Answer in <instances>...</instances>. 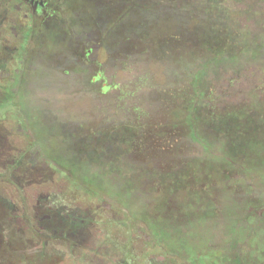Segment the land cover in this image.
Returning <instances> with one entry per match:
<instances>
[{
  "label": "rangeland",
  "instance_id": "374dc122",
  "mask_svg": "<svg viewBox=\"0 0 264 264\" xmlns=\"http://www.w3.org/2000/svg\"><path fill=\"white\" fill-rule=\"evenodd\" d=\"M50 1L22 47L6 32L0 264H104L81 256L96 246L118 264L123 243L153 264L160 248L168 264H264V0ZM169 131L178 163L146 164L139 148ZM20 173L55 182L21 188ZM86 204L111 209L63 218Z\"/></svg>",
  "mask_w": 264,
  "mask_h": 264
},
{
  "label": "flooded vegetation",
  "instance_id": "af4514ba",
  "mask_svg": "<svg viewBox=\"0 0 264 264\" xmlns=\"http://www.w3.org/2000/svg\"><path fill=\"white\" fill-rule=\"evenodd\" d=\"M10 1H15V2L11 4ZM51 4H53V3H51L50 0H0V43H1L2 48H3V50L1 51L2 53L0 52V75H2L3 72H6L7 63H6V56H5L4 52L6 50H8V48H10V46L6 44V42H8V37H7L8 35L6 34V32H8L9 35H11L13 38L16 37V39L13 40L14 43L16 44V45H14V48H17L18 44L22 47L24 44V40L27 39L26 36L30 37L29 32H31L32 28H30L29 26L30 25L33 26V24L35 26V22H36L35 18H38L37 20H39V21L40 20L45 21V19L47 18L46 17L47 15L45 17H43V14L46 12V10L51 8ZM8 9H11V11L14 10V13L16 14V18H20L21 16L28 18V20H29L28 23L26 24V23L16 22V18L14 20V17L8 18L7 17L8 16ZM23 10H24V12H23ZM20 14H21V16H20ZM35 15H36V17H35ZM19 26H22L23 31H24V33L20 37H18V34H17V28H19ZM44 26H47V23H45ZM82 41H86V40H82ZM89 51L90 50H88V52ZM11 58H13V56H11ZM19 59H20V56L15 57L14 62L17 64L18 61L20 62ZM18 69H19L18 67H15L14 73L17 74ZM97 75H100V73L98 72ZM95 79L96 78L93 77V80H95ZM3 81L0 82V88L4 87ZM106 84H107L106 82H95V86H99V85L105 86ZM100 118L101 117L96 118L94 120H91L90 123H88V124L92 125L93 123L101 122ZM85 126H88V125L86 124ZM132 127H133V125H132ZM162 132L165 135L166 130H164ZM162 132H159V133L161 134ZM172 132L173 131H169V133L171 135L170 136L171 139L169 141L167 138L163 137V135H160L162 137L161 140H157V139L150 136L149 140L147 141V143H148L147 146H145V142L143 141L145 149L139 148L140 151L138 150V152L139 153L144 152L142 154V156H144V154H145L146 158L144 156V159H145L146 164H149L150 163L149 160L151 158L155 157V155L157 158V162H154V164L158 165L155 167L157 169H169V167L175 166V163L176 164L178 163L176 157L173 159L170 158L171 162H166L168 160L166 154L169 152H172L171 149H174V148L178 149V145L182 144V142H183L182 138L179 136V134L177 132H174V134ZM94 135L95 136L93 138V140H94L93 143L100 142L102 135H99V133L94 134ZM134 138L135 137H132V140H134ZM171 157H172V155H171ZM24 162H26L27 163L26 165H28V166H26L27 169H34L37 167V162L33 161L32 157L26 159L24 154L21 151H18L17 164H18L19 170H21V168L19 166L23 165ZM171 163H173V164L171 165ZM40 164L41 165H39V166L42 167L44 170L48 169V167H47L48 165L45 161H43ZM150 164H153V162H151ZM146 168H148V167H146ZM37 180H39L38 177H34V176L26 177V176H23L22 173H20V176L16 177L14 181L22 188V186L24 184H28L31 186V185H35V184L39 183V182H37ZM39 181H40V183H45V185H49L50 186L49 190H51L52 189L51 186H53L55 179L54 178H46V179H41ZM5 182H6L5 179H0V203L1 204H2V200L5 197L4 192H3V185H5ZM42 185H44V184H42ZM62 186H63V190H64L66 188L67 184L63 183ZM68 196L70 197L69 199L67 197V194H65V197L63 200L74 202L76 200L85 201L87 199L86 195L84 196L85 198H83V197H80L81 195L76 194L74 192L72 193L71 191H69ZM76 197H78L79 199ZM86 205L88 206V208L90 210L89 211L85 210L84 214L79 213L78 215H76L72 211L69 214H65L63 216V218L68 219V220L71 218V220L73 222L77 221L80 224H82V227H83V225H85L84 223L86 222L88 216L93 217V215L95 213V218L100 219L101 218V215L99 213L100 211L111 209V208L106 207V206L104 207L103 204L102 205L101 204H94V205L93 204H86ZM261 212L262 211H260L259 213H261ZM43 217H46V218L48 217L47 220H45V221H47V223L51 220L50 215L44 214ZM68 220H66V221L68 222ZM69 222H70V220H69ZM5 223H6L5 219L1 220L0 221V228H1L2 224L5 225ZM66 225H67V227L70 226L69 223H66L64 226H66ZM69 228L72 230L61 231V232H64L68 236L73 235V237L75 235H78L79 237L84 235L83 231H80V229H78L76 225H75L74 229L72 227H69ZM78 236H75V237H78Z\"/></svg>",
  "mask_w": 264,
  "mask_h": 264
},
{
  "label": "trees",
  "instance_id": "16d2710c",
  "mask_svg": "<svg viewBox=\"0 0 264 264\" xmlns=\"http://www.w3.org/2000/svg\"><path fill=\"white\" fill-rule=\"evenodd\" d=\"M71 236H73V235H71ZM75 236H78V235H75ZM75 236L72 237V238H75ZM128 247H129V245L127 243L121 244L120 249L123 250V252L125 254L124 255L125 257L123 258L124 261L123 260H118V264H142V263L143 264H149V263L150 264H153V263L149 262V260H148V255H151L150 252H149V250L144 251L143 255H141V254H139V255H133V254L130 253V251H129L130 249ZM104 250L105 249L103 247H99V246H96V247H87L86 250H85V252H88L89 254H86V255H83L82 254L81 256H83L85 260H87V258H88V260L90 262L96 261L97 263H101V262L104 261V264H106V260L108 258L107 257L108 254L105 253ZM98 253L100 255H102V257L98 258ZM156 254L161 255V257H160L161 258V260H160L161 262L158 263V264H164V262H166L167 264H168V262L169 263L170 262L173 263L172 257H169L167 255V253H165L161 248H160L159 251H156ZM143 256L146 259H143ZM98 259H100V260H98Z\"/></svg>",
  "mask_w": 264,
  "mask_h": 264
},
{
  "label": "crops",
  "instance_id": "0c3cea01",
  "mask_svg": "<svg viewBox=\"0 0 264 264\" xmlns=\"http://www.w3.org/2000/svg\"><path fill=\"white\" fill-rule=\"evenodd\" d=\"M7 217V210L2 202V204L0 203V221L3 219H6ZM1 231V230H0ZM1 238V237H0Z\"/></svg>",
  "mask_w": 264,
  "mask_h": 264
}]
</instances>
